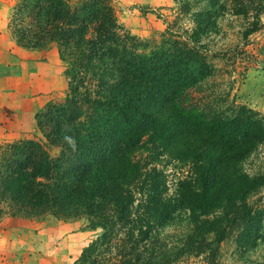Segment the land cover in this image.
<instances>
[{
    "label": "trees",
    "instance_id": "1",
    "mask_svg": "<svg viewBox=\"0 0 264 264\" xmlns=\"http://www.w3.org/2000/svg\"><path fill=\"white\" fill-rule=\"evenodd\" d=\"M175 1L188 10L190 0ZM206 1L193 29L170 23L146 51L112 0H19L18 45L56 50L69 90L36 117L44 137L59 141V158L41 140L0 145V220H84V231L100 234L75 264H225L222 245L232 238L251 262L264 245V212L249 198L264 183L241 165L264 141V125L246 107L211 117L192 102L190 92L213 76L203 42L229 10ZM234 3L235 15L254 19L245 35L260 30L264 0ZM165 161L190 166L173 193Z\"/></svg>",
    "mask_w": 264,
    "mask_h": 264
},
{
    "label": "rangeland",
    "instance_id": "2",
    "mask_svg": "<svg viewBox=\"0 0 264 264\" xmlns=\"http://www.w3.org/2000/svg\"><path fill=\"white\" fill-rule=\"evenodd\" d=\"M74 5L82 0H71ZM228 9L219 17L218 33L204 40L213 76L191 92L194 104L209 116L233 118L242 107L251 109L264 125V11L262 26L247 36L252 16L235 15L236 0H223ZM19 0H0V145L22 140H41L53 158L60 157L62 147L57 139L47 140L36 120L49 103H62L69 90L64 63L49 52L28 56L20 49L12 29L15 7ZM119 23L147 46L160 45L170 23L193 29V14L207 7L206 0H190L188 10H180L175 0H112ZM232 5V6H231ZM43 64L42 62H48ZM187 163L166 161L159 169L168 176L170 193L179 180L190 175ZM241 168L264 183V141L257 145ZM249 201L264 212V185ZM84 220H24L3 215L0 220V264H75L82 252L100 231L83 230ZM225 264H253L264 255V245L240 258L236 240L222 245ZM182 264H202L192 258Z\"/></svg>",
    "mask_w": 264,
    "mask_h": 264
},
{
    "label": "crops",
    "instance_id": "3",
    "mask_svg": "<svg viewBox=\"0 0 264 264\" xmlns=\"http://www.w3.org/2000/svg\"><path fill=\"white\" fill-rule=\"evenodd\" d=\"M20 47V46H19ZM21 50H23V52H25L26 54H28V56H33V54H40L42 52H39V51H30V50H26V49H23L20 47ZM59 56L58 52L56 50H51V52H49V56ZM60 59V57H59ZM43 64H48L49 63V59H48V62H42Z\"/></svg>",
    "mask_w": 264,
    "mask_h": 264
},
{
    "label": "clouds",
    "instance_id": "4",
    "mask_svg": "<svg viewBox=\"0 0 264 264\" xmlns=\"http://www.w3.org/2000/svg\"><path fill=\"white\" fill-rule=\"evenodd\" d=\"M66 139H68V138H66ZM69 143H72V141L69 139Z\"/></svg>",
    "mask_w": 264,
    "mask_h": 264
}]
</instances>
